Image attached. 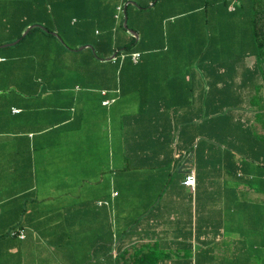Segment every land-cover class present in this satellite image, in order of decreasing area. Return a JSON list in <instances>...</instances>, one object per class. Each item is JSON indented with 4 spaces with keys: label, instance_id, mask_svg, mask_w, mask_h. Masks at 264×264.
<instances>
[{
    "label": "crops",
    "instance_id": "1",
    "mask_svg": "<svg viewBox=\"0 0 264 264\" xmlns=\"http://www.w3.org/2000/svg\"><path fill=\"white\" fill-rule=\"evenodd\" d=\"M115 1L114 38L126 6L137 13ZM161 38L104 57V86H69L46 36L58 52L38 54V86L0 104V264H264V99L239 86L254 58L226 103V86L204 83L211 67Z\"/></svg>",
    "mask_w": 264,
    "mask_h": 264
},
{
    "label": "trees",
    "instance_id": "2",
    "mask_svg": "<svg viewBox=\"0 0 264 264\" xmlns=\"http://www.w3.org/2000/svg\"><path fill=\"white\" fill-rule=\"evenodd\" d=\"M45 6L43 7L47 13L53 15L52 22L45 21V27L49 36L50 32H55L60 40L63 42L60 46V52L63 51V46L69 49H77L84 45H91L98 60L104 59L111 55L113 52L124 49L127 50L137 40L134 37H130L131 40L125 43L122 47L115 45V38L111 34V31L116 24L114 20L115 12V0H95L96 7L101 10L96 18L100 20L102 31L93 32V36L89 39L86 38L85 31L81 28L83 24L77 20L75 13L77 12L78 0H44ZM99 1V3H97ZM164 1V0H163ZM192 10L189 14V21L183 24H179L180 34H177L176 30H171L167 35L168 38L181 40L184 33L187 36L193 37L194 44L197 47H203L202 53L203 64L208 63L210 69L207 70L205 78L206 86H226L222 90L220 95L226 103L231 102L232 95L230 94L232 80L235 78L236 68L242 66L246 58L253 57L254 63L251 68L242 72L239 86L249 88L254 92V100H258L257 94L261 88H264V0H237V4L234 11H229L228 7L231 4V0H211V2ZM159 0H152L153 5L159 4ZM125 4V3H124ZM123 4V6H124ZM121 6V7H123ZM130 5L126 6L125 15L128 19L127 11ZM209 10L210 16L207 24L205 21L203 25L206 27H200V23L197 24L198 19L197 11L205 12ZM118 11V10H117ZM50 18L49 16H47ZM196 18V20H191ZM120 22H123L124 17L120 18ZM210 21V22H209ZM80 26V28L78 27ZM174 27H176L174 25ZM34 28L28 32L25 37H21V33L10 41L20 39L22 42ZM182 31V32H181ZM139 36L141 34H138ZM204 37V38H201ZM97 37V38H95ZM216 39H219L216 42ZM0 41V45L10 42ZM176 43V42H175ZM181 42L177 45H180ZM204 45V46H203ZM8 50L0 49V57L4 59L0 62V86H7V91L12 86H38V75L34 74V77L30 79L26 78L24 68L28 65H34L37 68L38 59L36 57V63H31V58L25 56H15L8 54ZM65 51V50H64ZM197 56V53H190ZM38 56V55H37ZM91 59L93 58L90 54ZM47 60V59H46ZM51 63H47L46 66H50ZM60 64L58 63V66ZM191 65V62H190ZM33 70V71H35ZM221 70V72H218ZM23 71V72H22ZM32 75V74H30ZM16 91V90H15ZM18 91V90H17ZM252 109H255L256 114L261 118L262 125L264 126V110L258 104V101H254ZM235 106H221L216 108L217 113L229 114V111L235 109ZM247 259H240L239 264H247Z\"/></svg>",
    "mask_w": 264,
    "mask_h": 264
},
{
    "label": "rangeland",
    "instance_id": "3",
    "mask_svg": "<svg viewBox=\"0 0 264 264\" xmlns=\"http://www.w3.org/2000/svg\"><path fill=\"white\" fill-rule=\"evenodd\" d=\"M99 1L97 3H99ZM132 1L135 2L134 9L137 10V13L132 14L129 10L127 11L128 19L125 21L126 27H124V20L119 23L114 43L122 47L125 43L129 42L131 38H128L129 33H127V30L133 31L137 35L142 34L146 36L150 42L148 41L143 47L142 45L138 46L135 42L127 51H130L135 45L134 49L139 51H143L142 49L144 47L151 50V47H158L160 44L163 45L161 37H163V41H166V34L169 35L171 30H176L177 34H180L179 24L189 21V14L192 10L195 11L196 8L205 5L203 0H164L162 7L156 8L152 7V0ZM205 2L210 3L211 0H206ZM44 6V0H0V41H7L8 39L10 41V39L12 40L17 37L19 33H21L22 36L29 28H34L30 35L22 42L4 48V50H8V54L25 56L28 58L32 57L30 61L34 64L37 61L36 57L39 53H48L52 56L58 52L57 49H53V46L48 45L47 39H45L46 36H49L46 33L48 31L45 27V21L49 20L52 22V16L55 15V12L54 14L50 12L46 14L43 8ZM100 13L101 10L96 7L95 0H78L77 12L75 15L79 23L81 22L84 26L81 28L85 31L84 35L87 39L93 36L94 31H96V33L99 31L101 33V22L96 18ZM196 13L198 19L196 20V18H194L191 20H196L197 24L200 23V27L202 28L206 27L205 25L210 16L209 10L205 12H200L199 10ZM204 21L205 25H203ZM174 25L176 27H174ZM78 27L80 28V26ZM50 34L56 36L57 40L63 44L54 31L50 32ZM201 38L204 37L201 36ZM16 40L4 44L13 43ZM218 41L219 39H216V42ZM176 45V43H169L164 44V47L165 50H178L179 46ZM180 45V49L184 52H190L192 54L195 52L197 53L198 57H193V55L190 57L191 67L202 66L208 68L210 66L208 63L203 64L201 51H204V48L197 47L193 42V37L187 36V34L184 33ZM89 46L92 48L91 45ZM78 48L74 50L63 46V56L59 60V67L63 68L64 73H67V76L64 78V84L69 86H74L75 84L78 86H104L105 84L103 83L102 77H104L103 75H108L110 70L113 71V67L102 62V60H98L93 48L77 51ZM90 54H92L93 58L96 60L91 59ZM33 66L28 65L26 68L24 76L28 79L35 76L33 74L35 72L33 71L35 70ZM69 70H72V73H70ZM32 71V75L28 74V72ZM116 78V75L114 76V74L112 75V73H110L108 84L112 86L114 81L116 82ZM6 94L7 86H0V104L6 100ZM257 97L259 100L264 99V88L258 91ZM3 109L4 108L0 107V114L3 112ZM261 109L264 110V105L261 106Z\"/></svg>",
    "mask_w": 264,
    "mask_h": 264
},
{
    "label": "built area",
    "instance_id": "4",
    "mask_svg": "<svg viewBox=\"0 0 264 264\" xmlns=\"http://www.w3.org/2000/svg\"><path fill=\"white\" fill-rule=\"evenodd\" d=\"M236 4H237V0H231V4L229 5L228 10L229 11H234L235 10V7H236ZM117 10L120 12L122 10V7L121 6L117 7ZM139 57H140V54L139 53H137V52L132 53L131 54V60H132V62L136 64L138 62V60H139ZM0 61H1V59H0ZM105 104H107V102H105ZM12 111L14 113H17L18 112V110H16V109H12ZM183 184L185 186L191 188V189L194 188V186H195V178H194V173L193 172H189L185 176L184 181H183ZM19 237L22 238L23 236L20 234Z\"/></svg>",
    "mask_w": 264,
    "mask_h": 264
},
{
    "label": "water",
    "instance_id": "5",
    "mask_svg": "<svg viewBox=\"0 0 264 264\" xmlns=\"http://www.w3.org/2000/svg\"><path fill=\"white\" fill-rule=\"evenodd\" d=\"M125 18H124V27H126V16H124ZM32 29V27L31 28H29L28 30H27V32L26 33H24L21 37H24V36H26V34L30 31ZM127 32L128 33H130V34H132V35H134L135 37H136V33L135 32H133V31H130V30H127ZM20 41V39H17L15 42H13V43H8V44H2V45H0V48H6V47H10V46H14L15 44H17L18 42ZM91 48L90 46H82V47H80V48H78V50L77 51H80V50H82V49H84V48ZM92 49V48H91Z\"/></svg>",
    "mask_w": 264,
    "mask_h": 264
}]
</instances>
